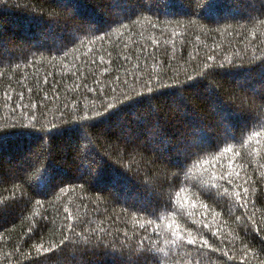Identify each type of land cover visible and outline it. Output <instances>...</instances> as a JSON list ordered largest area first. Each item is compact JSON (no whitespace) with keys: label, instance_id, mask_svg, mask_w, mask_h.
I'll use <instances>...</instances> for the list:
<instances>
[{"label":"trees","instance_id":"trees-1","mask_svg":"<svg viewBox=\"0 0 264 264\" xmlns=\"http://www.w3.org/2000/svg\"><path fill=\"white\" fill-rule=\"evenodd\" d=\"M262 59L264 0H0V264H264Z\"/></svg>","mask_w":264,"mask_h":264},{"label":"snow or ice","instance_id":"snow-or-ice-1","mask_svg":"<svg viewBox=\"0 0 264 264\" xmlns=\"http://www.w3.org/2000/svg\"><path fill=\"white\" fill-rule=\"evenodd\" d=\"M260 63H261V66L264 67V59H262ZM111 107L112 106L109 105L110 109ZM260 119L264 120V115H261ZM78 121H79V124L69 125V127L79 128L82 138H86L87 134L83 132V125H88L89 127H91L96 121L86 116L79 117ZM262 134H264V128H261L260 132H252L251 135L248 137V140H251L252 137L254 136H260ZM232 138L235 139V136L233 135ZM205 149H206V145L201 143L199 139L193 140L191 143L188 144L187 148L185 149V159L192 160L195 165L201 160V157ZM36 172H37V175L35 177L34 183L36 185L37 192H39L42 187H55L56 186V179L48 172L46 165H43L41 166V168L36 169ZM15 196H16V193L13 194V199L15 198ZM237 199H239V196H237ZM36 203L40 204V201H36ZM67 219L69 221H72L73 217L69 214ZM72 228H73V225L69 224L68 228L65 230L64 238L59 242V244L53 243L50 248L43 247L42 244H37L35 246L36 252H37V258L45 254L57 252L59 249L63 248L69 241V235L72 232ZM174 237L175 239L173 240V243H176V241L179 239H183V237L181 236V233L178 230L174 232ZM97 239L99 240V237ZM200 239L203 241V237H201ZM72 243H76V241H72ZM187 243L195 244V241L192 240L191 237H189L187 239ZM123 248H127L126 253L123 251ZM120 255H121L123 264H145V261L143 259L145 253L143 251L139 253H134L133 249L130 246H127V245L122 246V251ZM125 256H127V259H124Z\"/></svg>","mask_w":264,"mask_h":264}]
</instances>
